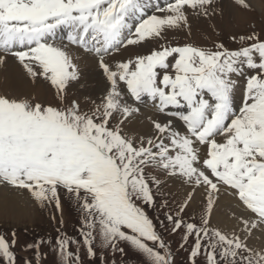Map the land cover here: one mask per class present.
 <instances>
[{
  "label": "snow or ice",
  "instance_id": "1",
  "mask_svg": "<svg viewBox=\"0 0 264 264\" xmlns=\"http://www.w3.org/2000/svg\"><path fill=\"white\" fill-rule=\"evenodd\" d=\"M216 14L217 0H0V65L11 58L53 90L51 103L0 94V185L57 212L63 192L79 210V239L61 219L54 241L24 246L23 264L48 259L46 243L52 264H117L128 252L175 264L147 211L158 208L188 264H264V247L248 243L264 232V40L231 36L240 47L229 49L175 36H190V15ZM170 181L183 198L158 203ZM197 193L201 215L185 219ZM222 194L237 201L231 231L211 223ZM12 236L0 235V264H16Z\"/></svg>",
  "mask_w": 264,
  "mask_h": 264
},
{
  "label": "rangeland",
  "instance_id": "2",
  "mask_svg": "<svg viewBox=\"0 0 264 264\" xmlns=\"http://www.w3.org/2000/svg\"><path fill=\"white\" fill-rule=\"evenodd\" d=\"M228 1L234 5L235 10H238V13H241V17H239V19L230 17L229 14H222V12L214 15L210 20H201L190 15V36L188 31L184 30L175 34L176 40H178L180 44L189 42L195 46L202 47H211L215 42H223L229 49H237L240 47L238 43H233L229 40V37L231 36H246L255 31L259 33L260 39L264 40V0H261V2L263 1L261 9L250 8V10L240 8L234 3V0ZM160 3L163 4L164 0H160ZM213 27L215 31L213 30ZM169 35L171 36L173 34L170 33ZM176 40H173L172 42L175 43ZM40 92V90H35V92L32 91L30 96L42 99L45 103L53 102L52 89L49 88L48 93L42 91V95ZM11 189L16 188H8V190ZM170 189H172V187L168 183L161 190L162 194H157L158 203L161 200H168L171 202L174 199H180L179 197H174L176 194L173 195L172 193H169L168 190ZM24 191L27 192V190ZM27 195L30 196L29 193ZM61 203L62 212H57L54 205H46L42 209L34 207L33 210H27V214L24 218H20L18 215L14 217L8 213L0 214V235H3L6 239L11 241L13 239L12 233H15L16 244L12 251L16 255V264H23L25 259H31L33 256V252L31 250L24 249L25 245L33 244L41 240L46 242L54 241L57 236V230L61 229V219H63L61 232L79 239V234L77 232V229L79 228V210L75 207L72 201L66 198L63 192L61 193ZM191 209L192 208L186 209L185 219L194 218L198 220L201 215V206L196 207V209ZM147 211L154 223L157 225L158 230L161 231L165 241L170 244L175 258V264H188L187 248L180 249L178 246L180 240L179 234L170 235L168 232L159 228L160 221L163 220V212L165 209H148ZM53 217H55V219H53ZM188 243L190 245L192 241L189 240ZM121 246L123 247L124 245L122 244ZM40 252L48 253V259L41 258L40 264H52L54 253L49 250V245L47 243L40 248ZM81 255L83 256V252ZM115 259L117 264H140V257L135 255L133 252H128V254L123 257L117 254ZM85 261L87 264L86 257Z\"/></svg>",
  "mask_w": 264,
  "mask_h": 264
},
{
  "label": "bare ground",
  "instance_id": "3",
  "mask_svg": "<svg viewBox=\"0 0 264 264\" xmlns=\"http://www.w3.org/2000/svg\"><path fill=\"white\" fill-rule=\"evenodd\" d=\"M247 2L252 9H261L263 6V1L261 2V0H247ZM221 12L222 14H229L230 17L236 19L241 17V13H238V10H235L234 5L229 3L228 0H217V14H220ZM198 19L205 20L204 18ZM58 35L63 37L64 33L61 32ZM130 51H133V49L125 51L123 56H127ZM139 51H147V47L141 48ZM91 80L92 73L89 70L87 81L82 82L91 83ZM241 84L243 83L241 82ZM35 90H40V94L42 95V91L48 93L49 87H47L42 81H37L35 85H33L31 81L26 78V75L19 64L11 58L8 59L6 64L0 65V94H7L10 96H30L31 92H35ZM70 91L72 92L73 90L70 89ZM76 94L82 98L83 95L88 93L86 90L78 89ZM241 99V92L238 90L235 97V104L237 107L240 105ZM169 184L172 187V189L168 190L169 193H172L173 195L176 194L174 196L175 198L179 197L182 199L185 189L175 181H170ZM8 188H10V186L0 185V214L8 213L14 217L18 215L20 218H24L27 214V210H33L34 207H37V209L41 208L35 203L31 196L27 195L28 193L26 191L18 189L8 190ZM236 203L237 201L233 199V197L222 194L219 197V203L216 205L215 210L211 215L212 225L224 231H231L233 225L236 223V221L232 219V213L237 211L235 207ZM198 206H201V197L199 193H197L195 200L188 208L196 209ZM248 243L249 246L257 249L264 247V232L254 230L253 236Z\"/></svg>",
  "mask_w": 264,
  "mask_h": 264
}]
</instances>
